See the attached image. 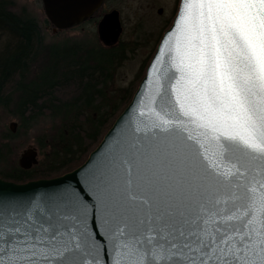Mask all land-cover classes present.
Listing matches in <instances>:
<instances>
[{
  "label": "snow or ice",
  "instance_id": "snow-or-ice-1",
  "mask_svg": "<svg viewBox=\"0 0 264 264\" xmlns=\"http://www.w3.org/2000/svg\"><path fill=\"white\" fill-rule=\"evenodd\" d=\"M153 76L93 173L105 236L82 186L0 188V264H264V0H182Z\"/></svg>",
  "mask_w": 264,
  "mask_h": 264
},
{
  "label": "trees",
  "instance_id": "trees-1",
  "mask_svg": "<svg viewBox=\"0 0 264 264\" xmlns=\"http://www.w3.org/2000/svg\"><path fill=\"white\" fill-rule=\"evenodd\" d=\"M14 7V0H0V110L18 121L15 133L8 128L0 135V177L26 182L64 174L86 159L135 91L115 85L135 48L119 40L95 47L75 39L46 42L35 16ZM45 118L51 126L37 139L40 158L22 169L11 162V141Z\"/></svg>",
  "mask_w": 264,
  "mask_h": 264
},
{
  "label": "water",
  "instance_id": "water-1",
  "mask_svg": "<svg viewBox=\"0 0 264 264\" xmlns=\"http://www.w3.org/2000/svg\"><path fill=\"white\" fill-rule=\"evenodd\" d=\"M41 2L44 13L52 25V31L55 32L71 28L84 22L100 8L103 0H41ZM181 4L182 0H179L175 15L170 25L162 33L155 51L145 68L144 75L140 79L130 101L116 116L101 140L89 152L86 159L71 171L51 178L15 182L0 177V188L9 194L31 197L53 189H70L72 187L82 186L83 190L91 198V203L85 205V225L89 232H92L93 229L98 227L99 234L105 236L107 212L105 211L104 197L95 188L93 173L110 158L116 149L117 142L126 138L129 129L138 120L144 119L138 116V111L140 110L139 101L143 97L145 103H147V96L154 93L156 87L154 83L155 76L152 77V82H150V70L160 52L164 39L174 29ZM121 33L122 25L118 10L112 9L105 12L98 20L97 36L102 45L111 46L115 44L118 42ZM157 67L159 68L160 66L158 65ZM167 67V58L165 57L164 68ZM16 126L17 122L11 121L8 128L12 133H15ZM37 157L38 152L36 149L29 147L21 153L18 159V165L22 169H30L33 165L37 164ZM98 238L100 237L98 236ZM109 249H111L110 242ZM101 257H103V253H101ZM101 264H104L103 258L101 259Z\"/></svg>",
  "mask_w": 264,
  "mask_h": 264
},
{
  "label": "rangeland",
  "instance_id": "rangeland-1",
  "mask_svg": "<svg viewBox=\"0 0 264 264\" xmlns=\"http://www.w3.org/2000/svg\"><path fill=\"white\" fill-rule=\"evenodd\" d=\"M14 2L15 10L24 8L35 16L42 27L46 42L59 41L61 43L66 39H75L94 47L96 44H101L97 36V23L101 15L112 9L118 10L122 25L119 41L127 49L132 47L135 49L133 52L128 50V58L117 70L115 85L129 86L132 84L137 87L143 77L146 62L154 53L163 31L172 21L179 0H104L95 18L55 32L52 31V25L44 13L41 0H14ZM3 39L4 37L0 36V44ZM11 121L17 122V129V119L0 110V135L8 129ZM50 126L51 122L48 118L42 119L12 140V148L16 154L11 162L18 163L21 153L29 147L35 148L38 152L37 139ZM37 158L39 160V153Z\"/></svg>",
  "mask_w": 264,
  "mask_h": 264
},
{
  "label": "flooded vegetation",
  "instance_id": "flooded-vegetation-1",
  "mask_svg": "<svg viewBox=\"0 0 264 264\" xmlns=\"http://www.w3.org/2000/svg\"><path fill=\"white\" fill-rule=\"evenodd\" d=\"M103 2H104V0H103ZM103 2H102V4H103ZM100 7H101V6H100ZM98 10H99V9H98ZM98 10H97V11H98ZM103 14H104V13H103ZM103 14H102V15H103ZM102 15H101V16H102ZM93 16H94V14H93L91 17H93ZM91 17H89L88 19H90ZM88 19H87V20H88ZM85 21H86V20H85Z\"/></svg>",
  "mask_w": 264,
  "mask_h": 264
}]
</instances>
